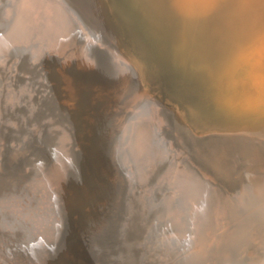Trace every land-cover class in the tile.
Segmentation results:
<instances>
[{
  "label": "bare ground",
  "instance_id": "1",
  "mask_svg": "<svg viewBox=\"0 0 264 264\" xmlns=\"http://www.w3.org/2000/svg\"><path fill=\"white\" fill-rule=\"evenodd\" d=\"M70 1L0 0V264H264V0Z\"/></svg>",
  "mask_w": 264,
  "mask_h": 264
},
{
  "label": "rangeland",
  "instance_id": "2",
  "mask_svg": "<svg viewBox=\"0 0 264 264\" xmlns=\"http://www.w3.org/2000/svg\"><path fill=\"white\" fill-rule=\"evenodd\" d=\"M70 1V0H69ZM126 1V0H125ZM71 2V1H70ZM74 3V2H73ZM121 6H123V9L124 10H128V15H129V18L131 19V22H132V25L134 26L133 28L135 29V27H136V25H137V27L136 28H138L136 31L140 34V36H141V38H142V40L144 41L145 39V41H147L146 42V45L149 47V49H151V50H153V48H152V46L153 47H155L154 45H153V43L147 38V36H146V34H145V31L141 28L140 29V26L138 25V24H136L135 23V18L133 17V15L130 13L131 12V8L133 7L132 5H131V3L129 4V6L127 7V6H124V5H122V4H120ZM119 21H117L116 20V24H117V26L119 27V29H120V32H121V34H123V36H126V34L124 33V31H123V29H124V27H122V26H124L123 25V23L122 22H120L121 21V19H118ZM119 22H120V24H119ZM136 24V25H135ZM142 30V31H141ZM141 32V33H140ZM184 33H185V35H184ZM142 34V35H141ZM179 35L181 36V37H183V36H185L184 38H186L187 37V33L186 32H184V31H181L180 30V32H179ZM183 35V36H182ZM127 37V36H126ZM182 39V38H181ZM142 40H140L139 39V43L141 44V41ZM142 41V43L144 44H142L144 47H145V41L143 42ZM183 41V40H182ZM186 41V40H185ZM149 44V45H148ZM177 48V47H176ZM178 49V50H177ZM176 49V57L178 58L176 61H174L173 63H169V64H167V66L166 65H164V66H162L163 68H162V75H163V78H164V76L167 74V69H166V67L168 68V70L170 69L169 67H168V65L170 66V64H171V67H172V69H174V71H176V68H177V66L178 65H176L175 63H178V64H182V66L184 67V70H182V71H180L181 70V68L180 67H178L177 69H178V71L180 72V73H183V75H184V77L183 76H181L180 74H176V76H175V74H172V76H175L176 77V79L178 78V79H185V76H186V74H187V71H186V74H184L185 73V67L186 66H189L190 65V63H191V56H190V53H189V51L188 52H184V51H187V50H185L184 49V51H180L179 49L180 48H177ZM147 51H148V49H147ZM147 51H145V52H147ZM179 52V53H178ZM141 53V52H140ZM178 53V54H177ZM185 53V54H184ZM144 54V53H143ZM142 54V55H143ZM182 55V56H181ZM182 58H181V57ZM144 57H145V55H144ZM184 57H185V59H184ZM187 58V59H186ZM149 60L150 61H154V60H156L155 58H152V57H150L149 56ZM182 60V61H181ZM187 60H188V62H187ZM182 62H184V63H182ZM176 66H175V65ZM159 67H160V65H159ZM165 68V69H164ZM180 68V69H179ZM165 70V71H164ZM170 71V70H169ZM184 71V72H183ZM175 73H177V71L175 72ZM165 74V75H164ZM178 76V77H177ZM182 78H181V77ZM169 76L167 75L164 79H166L167 80V82H166V80H165V82H166V84H167V87H168V90H169V92H170V94H173V95H181V92L179 91V88H178V85L175 87V85H174V83L171 81V79H170V77L168 78ZM182 81V80H181ZM184 83H185V80L183 81ZM220 111V112H219ZM222 111H223V113H224V116L222 115ZM210 114H211V116H213L214 117V119L212 120V122H214V123H216V124H221V126H225V127H231V126H233L234 124H236L235 122L234 123H232V121H229V116H228V114H227V112H226V114H225V112H224V110H222V108H220V109H214V111H212V109L210 110ZM217 114V115H216ZM219 116V117H218ZM221 116V117H220ZM222 116H223V118H222ZM226 116V117H225ZM228 117V118H227ZM212 118V117H211ZM219 118V121H220V118H222L221 119V122H219V121H217V119ZM224 118H227L228 119V122H229V124H231V126L229 125V124H227L226 122L224 123V121H225V119ZM231 120V119H230ZM223 121V122H222ZM251 126L253 127V128H255V129H257V130H259V131H264V117H254L251 121ZM222 124H224V125H222ZM226 124V125H225ZM234 127V126H233ZM262 127V128H261Z\"/></svg>",
  "mask_w": 264,
  "mask_h": 264
},
{
  "label": "water",
  "instance_id": "3",
  "mask_svg": "<svg viewBox=\"0 0 264 264\" xmlns=\"http://www.w3.org/2000/svg\"><path fill=\"white\" fill-rule=\"evenodd\" d=\"M10 5V4H9ZM11 6H12V8H14V2H12L11 3ZM9 19H7V22H9L8 21ZM123 60V59H122ZM124 61V60H123ZM125 63H126V61H124ZM126 66L129 68V70L132 72V73H134V75H135V71H132V69L129 67V65H127V63H126ZM147 81V80H146ZM148 83H150V82H148ZM152 84H153V82H151ZM160 87V86H159ZM161 88V87H160ZM130 164H133V157H131L130 158Z\"/></svg>",
  "mask_w": 264,
  "mask_h": 264
},
{
  "label": "snow or ice",
  "instance_id": "4",
  "mask_svg": "<svg viewBox=\"0 0 264 264\" xmlns=\"http://www.w3.org/2000/svg\"><path fill=\"white\" fill-rule=\"evenodd\" d=\"M212 2H215V0H212Z\"/></svg>",
  "mask_w": 264,
  "mask_h": 264
}]
</instances>
